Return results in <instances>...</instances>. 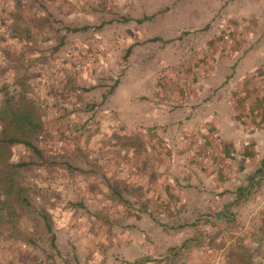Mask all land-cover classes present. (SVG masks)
Masks as SVG:
<instances>
[{
	"label": "rangeland",
	"instance_id": "rangeland-1",
	"mask_svg": "<svg viewBox=\"0 0 264 264\" xmlns=\"http://www.w3.org/2000/svg\"><path fill=\"white\" fill-rule=\"evenodd\" d=\"M205 8L200 0H0V88L26 76L40 126L33 148H10L9 162L26 164L11 193L0 172V264H219L221 246L230 264H264L263 164L259 185L242 187L243 237L219 240V211L234 219L226 227L238 219L209 206L197 211L206 222L201 239L182 240L172 231L180 220L151 218L161 203L175 215L180 199L168 190L156 195L168 186L150 165L140 169L165 145L148 140L143 155L135 135L124 134L138 120L123 101L146 93L156 71H179L163 67L161 55L173 51L179 29L194 33L187 25L200 24ZM194 182L175 186L189 188L190 198L219 195L209 178ZM251 214L255 223H242Z\"/></svg>",
	"mask_w": 264,
	"mask_h": 264
},
{
	"label": "crops",
	"instance_id": "crops-1",
	"mask_svg": "<svg viewBox=\"0 0 264 264\" xmlns=\"http://www.w3.org/2000/svg\"><path fill=\"white\" fill-rule=\"evenodd\" d=\"M201 1L206 5L203 12H197L201 23L187 25L194 33L181 35L179 29L173 51L160 58L163 67L178 65L179 74L156 71L146 93L123 101L121 107L132 110L143 125L142 132L135 131L140 128L136 122L124 134L135 135L143 155L152 148L148 140L165 145L152 148L151 163L143 157L146 162L140 169L150 165L152 175L168 186L164 192L157 189L156 195L164 196L165 190L174 193L180 199V211L174 215L169 201H165L170 204L166 207L160 202L152 212V221L165 222L167 216L180 220L181 226L172 231L182 240H200L206 222L197 211L209 206H219V210L226 207L238 222L226 227L234 224V219H224L219 211V240L234 241L246 231L238 226L242 187L256 182L259 185L258 170L264 165V0ZM226 32L228 40L222 39ZM121 141L123 148L129 147L126 138ZM161 150L167 152L159 155ZM199 175L215 182L217 197L207 198L201 190L199 197L190 198L189 188L175 186L179 182L195 183ZM255 221L251 214L242 223L251 226ZM151 229L168 236L162 227L154 225ZM225 251V246L219 247V264H230ZM199 259L197 264H205L203 258Z\"/></svg>",
	"mask_w": 264,
	"mask_h": 264
},
{
	"label": "trees",
	"instance_id": "trees-1",
	"mask_svg": "<svg viewBox=\"0 0 264 264\" xmlns=\"http://www.w3.org/2000/svg\"><path fill=\"white\" fill-rule=\"evenodd\" d=\"M0 91V172L5 180L10 182L7 192L11 193L14 175L17 174L18 168L26 164L23 162L10 163V148L15 144L33 148L32 138L40 126L36 120L37 108L29 93L30 85L26 76L18 78L11 84L3 85ZM258 171L261 172V170ZM14 195L21 202H26L25 198L20 195V190L15 191Z\"/></svg>",
	"mask_w": 264,
	"mask_h": 264
},
{
	"label": "built area",
	"instance_id": "built-area-1",
	"mask_svg": "<svg viewBox=\"0 0 264 264\" xmlns=\"http://www.w3.org/2000/svg\"><path fill=\"white\" fill-rule=\"evenodd\" d=\"M229 26H230V25H229ZM228 28H230V27H228ZM222 39H224V40H228V39H229V33H228V32L224 33V34L222 35ZM162 74L167 75L165 72H162ZM168 74H172V75H174V76H177V75L179 74V71H178L177 69H175V70H173L172 72L170 71ZM205 154H206V155L210 154V151L207 150V151L205 152Z\"/></svg>",
	"mask_w": 264,
	"mask_h": 264
}]
</instances>
